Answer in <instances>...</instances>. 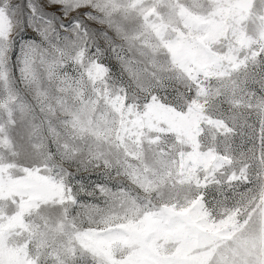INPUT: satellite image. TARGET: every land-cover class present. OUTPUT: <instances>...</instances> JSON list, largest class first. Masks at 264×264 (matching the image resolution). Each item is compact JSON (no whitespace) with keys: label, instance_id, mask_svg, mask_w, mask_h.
<instances>
[{"label":"snow or ice","instance_id":"6c2138e0","mask_svg":"<svg viewBox=\"0 0 264 264\" xmlns=\"http://www.w3.org/2000/svg\"><path fill=\"white\" fill-rule=\"evenodd\" d=\"M0 264H264V0H0Z\"/></svg>","mask_w":264,"mask_h":264}]
</instances>
